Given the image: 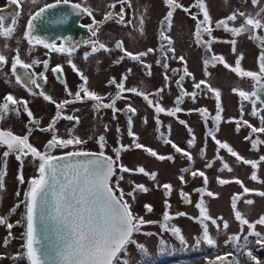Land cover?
Returning a JSON list of instances; mask_svg holds the SVG:
<instances>
[{
  "label": "rangeland",
  "instance_id": "obj_1",
  "mask_svg": "<svg viewBox=\"0 0 264 264\" xmlns=\"http://www.w3.org/2000/svg\"><path fill=\"white\" fill-rule=\"evenodd\" d=\"M186 6H191L188 12L182 9H176L173 16V25L168 31L171 37L174 53H163L160 51L161 43L167 46V41H161L159 32L161 28L160 21L169 10L168 5L163 0H130L131 6L125 2V23L118 29L119 24L114 21L108 27V43L111 51L109 55L115 54L117 50L112 47V41L117 37L122 38L123 46L126 50L138 53L147 51L148 48L155 49L142 58L144 64L151 65V75H148V69L141 66L140 63L132 61L128 58L123 59L120 63H114L110 66L107 73L100 77H92L90 82L91 89L96 93H104L111 89L113 85H108L109 75L113 74L116 79L119 77V71L123 69L124 75H127L125 87H136L138 92H147L150 99L159 100L161 105L166 109L174 108L175 98L180 94L181 89L176 85V80L180 75L184 74V68L187 67L192 76H186L183 81V89L187 92L195 91L197 93L195 100L185 97L179 105L182 111L175 116H169L165 113L158 114L160 123L157 124V114L153 107H149L143 96L135 93L124 92L123 113L117 114L113 118L111 112L96 111L92 103H74L67 106L63 110L67 115L77 112L80 115L81 122L77 127L71 126V121L60 118L55 120L57 109L55 105L48 101L35 104L30 110L33 118L39 121V125L47 126L53 123V128L59 138H69L72 136L79 137L85 141L82 145L90 148H96L95 138L98 135L106 137L105 151L115 160L114 147L120 144L129 145V149L121 152L120 161L131 172H121L117 166L115 175L111 178V186L116 195H120V190L125 193V199L130 203L131 210L139 217H143L146 221L141 226L140 231L133 234L132 239L136 244H129L121 256L126 259L128 264H221L216 261L218 255L231 253L225 264H264V225H255L254 231L250 232L247 225L241 228L239 221L235 219L232 209V196L237 194L240 199L237 201V210H239L249 222H255L261 215H264V197L257 193L264 191V162H259L257 169V180H251L253 169L250 165H243L237 162L234 157L227 152L226 149L217 152V146L208 132L215 127L216 138L221 142H227L240 156L245 159L259 160L264 155V133H251V129L244 125L243 121L247 120L253 127H260L261 117H264V108L261 102L257 100L256 108L258 114L251 115L253 110L252 103L242 105L236 93L231 92L232 87L238 89H248L254 91V81L251 78H240L233 73L230 68H225L222 64L216 62L205 66L203 61L221 52L229 63L235 62L233 59L238 52H243L241 59V67L247 71L259 72V56L258 51H262L257 42L246 34L236 37V50L231 52L229 42L224 40H214L211 44L212 54L209 55L203 44H197L195 39V23L192 15L196 14L197 19L202 20L200 14L195 7L194 0H179ZM226 1V0H225ZM229 5L225 7L223 1L217 6V0H206L208 11L212 19L225 14V10L236 9L244 10L255 14L259 8L264 7V0H259L258 5H253L251 0H227ZM214 2V3H213ZM209 7V8H208ZM141 15L144 18L143 34L138 31V24ZM131 21V23H127ZM237 21H241V17L237 16ZM212 28V34L221 38L228 37V34L221 33L219 29ZM209 39L205 34L204 41ZM210 51V52H211ZM183 56L184 61H180L179 57ZM167 59L168 68L162 67ZM157 60L161 64L156 63ZM233 67V66H231ZM131 68V73L127 69ZM176 69V71H172ZM205 72L208 75H205ZM165 75L169 79L165 80ZM205 80L213 88L220 90V103L222 107L221 121L218 125L213 126L211 117L216 114V97L215 94L206 90L205 86L201 89H194V83ZM157 89H163L159 97L155 95ZM53 98L59 97V101L70 100L67 92L59 93L48 92ZM120 103V102H119ZM131 105L137 109L133 116L132 130L136 134L137 142L151 147L157 151L158 155L173 156L172 160H158L150 156L143 149H136L133 146V138L128 136L127 124V107ZM206 108L208 111L202 116L195 109ZM204 117H208L207 121ZM30 118L26 113L20 112L17 115L9 114L0 121V129L11 130L14 134L25 136L26 132L24 122ZM180 120L185 121V125L179 123ZM146 121V122H145ZM237 122L240 127L237 130ZM107 126V130L106 127ZM191 128V134L188 128ZM119 128V131L117 129ZM45 129V128H44ZM157 129H159L157 131ZM53 132L44 130H34L29 137V143L43 152V147L47 140L51 139ZM163 134V136L161 135ZM164 137L171 139L177 146L190 152L193 159L189 161L187 157L180 153H176L170 144L164 142ZM195 137L194 144L189 147L187 141ZM249 137V139H245ZM252 140H259L256 148L252 147ZM62 149H55L61 151ZM7 151L6 146H0V169L5 171L4 189L0 190V217L7 216L8 222L13 223L11 229L12 237L5 246L4 239L8 235L6 225L0 226V264H27L26 259H14L15 255L22 251L23 244L22 233L24 232L23 223L17 225V221H22L24 207L21 205L15 213L11 208L18 201L24 199V191L28 188L29 179L38 175L37 168L39 160L34 159L30 154L18 161L16 153L10 154L7 158H3V153ZM52 151V150H51ZM217 155L223 157V160H217ZM211 163L212 167L205 165ZM224 163H228L232 171L220 169ZM144 167L149 175L138 173L135 171L137 167ZM185 169L186 171H181ZM193 171H204L208 178L206 191L216 194L215 198L207 196L205 193L197 192L196 189L205 187L203 177H193ZM157 175L155 179L151 178V173ZM23 175L24 183L18 180L19 175ZM123 176V179H118ZM180 176H184V181L180 180ZM217 176L221 179H227L230 182L220 185L217 182ZM235 179L242 181L245 187L253 191L245 194L240 185L235 183ZM168 183L172 186L171 191L165 194L163 184ZM118 184V188H117ZM135 184H143L148 191L137 192L135 199L126 195L132 190ZM187 193V197H182L181 192ZM19 192V196H17ZM251 199L253 204L248 205L245 200ZM203 200V206L208 210V214L217 220V224L213 225L211 221H205L209 227V234L216 240V244L209 246L202 239V225L200 220V210L196 207L198 202ZM165 201L168 208H165ZM145 204L152 206V211L145 209ZM167 210L172 217L167 223V227L161 229L160 224L163 221V213ZM183 213V215H179ZM222 218V219H221ZM227 221L228 227H223ZM178 227L181 235L184 237L181 241L173 234L171 228ZM260 233L256 236L254 233ZM237 236L236 241L229 240V237ZM139 245H143L144 251H141ZM163 249V251H162ZM251 252L255 259L247 255Z\"/></svg>",
  "mask_w": 264,
  "mask_h": 264
},
{
  "label": "snow or ice",
  "instance_id": "obj_2",
  "mask_svg": "<svg viewBox=\"0 0 264 264\" xmlns=\"http://www.w3.org/2000/svg\"><path fill=\"white\" fill-rule=\"evenodd\" d=\"M16 2V0H12ZM63 3L67 4L69 0H62ZM122 4L126 0H120ZM128 6L130 7V0H127ZM253 5H258L259 0H251ZM56 3H61V0H56ZM164 3L168 5L169 10L163 16L160 21L161 28L159 32V38L161 41H167V46L164 43L160 45V51L163 53L172 52L175 49L172 47L171 37L167 34L173 25L174 11L178 8L183 7L177 0H164ZM55 5L46 4L44 7L40 8L33 16L30 17L26 31L24 33V38L28 41L29 45L42 44L44 48L50 49L53 52L64 54L67 53L69 57L75 51V46L66 47L64 44L59 46L55 41L49 43L46 40L41 39L38 36L33 35L35 21L40 18L46 9L53 8ZM74 10H79L80 12L87 13L92 16V11L89 7H82L81 4L72 5ZM114 7V5H113ZM195 7L199 8L200 12L203 14V19H197V15L193 14L192 19L196 21L195 23V39L196 43L203 44L207 51H211L212 39V28H211V18L207 11L206 4L204 0H196ZM185 12L189 11V8L184 7ZM123 7L120 9V17L117 23H125L123 16ZM237 16L243 17L244 22L238 27H230V21H236ZM66 20V17L64 18ZM112 19V13L105 14V20ZM103 21L96 22L93 20V24L96 28H92L90 25L91 35L97 37L99 30V25ZM127 23H131L128 21ZM217 28L223 27L227 32H230L233 37H237L242 33H253L257 29H264V7L259 8L255 14L245 13L243 11H237L229 14L226 18L220 19L215 22ZM144 29V18L141 15L138 31L143 34ZM13 26H8L7 28H0V37L10 38L14 32ZM207 34L209 39L207 41L203 40L204 35ZM251 38L261 44L264 48V35H251ZM91 45V53H96L98 51H111L106 44L100 42L98 39L93 41H86ZM230 43L233 45V51L235 52V45L237 43L236 39L233 38ZM7 47V44H5ZM115 47L123 52L120 60L128 58L132 61L140 63L142 67L148 69V75H151V65L144 64L142 58L147 56L149 53L155 51L153 48H148L147 51H141L138 53H133L128 51L123 46V41H117ZM90 53H85V58H87ZM240 57L236 59L235 67H231L226 63L225 58L222 55H212L209 58H205L203 63L205 66L209 64H215L218 62L222 64L225 68H230V70L235 73L240 78H251L254 81V91L251 93L239 90L238 88H233V92H238V95L242 100H249L250 97H256L259 99V93L264 92V50L261 51L259 56V72L247 71L241 67ZM180 61H184V57H179ZM6 57L0 53V65L6 63ZM119 61H114L118 63ZM40 63L39 61L33 60L32 64ZM158 65L161 64L160 60H157ZM32 64H26L19 58V53L12 58V71L15 74L17 66L23 67L25 69L31 68ZM45 68L48 67L47 60L43 61ZM68 64L76 71L79 75L80 80L83 82L78 85V90L74 94V100H62L60 102L55 101L50 95L40 92L39 95L43 97L45 101L53 103L57 109L56 116L53 118V123L55 120L64 118L69 121L75 120L79 123V118L72 115L62 116L63 109L76 101H92L94 102V109L99 111L100 109H111L113 112V118L115 114L120 109L116 108V101L122 99V94L124 92L135 93L137 95L143 96V99L147 102L149 107H153L155 113L157 114V124L160 123L158 114L165 113L169 116H175L177 113L182 111L179 106L185 97L195 100L197 93L187 92L183 89V81L186 76H192V73L188 71L187 67L184 68V74L180 75L179 79L176 80V85L181 89L180 94L175 98L174 104L176 107L166 109L161 105L159 100L150 99V95L147 92H138L136 87L126 88L125 81L127 75H123L119 82L115 77L107 81L108 85H114L116 92L114 96L109 97L108 103H102L104 97L95 91L89 90L87 87L88 77L80 72L72 60L68 59ZM162 67L167 69L168 63L165 58ZM52 73L60 79L63 75V68L61 65L57 64L51 69ZM132 69H127L128 73H131ZM172 71H176L173 69ZM43 77V73L40 74ZM205 75H208L205 72ZM46 80V77H43ZM165 80L167 81L169 77L165 75ZM20 77H17V82L19 83ZM32 84H37L36 79H31ZM204 85L206 90L215 94L216 97V114L211 117L213 126L218 125L221 121L222 107L220 103L221 93L218 89L213 88L205 80H200L198 83H194V89H201ZM39 87V85H37ZM65 91L69 96L73 93L65 87ZM163 89H157L155 95L160 96ZM253 110L251 115L256 116L258 114V109L256 108L257 100L252 101ZM264 106V104H262ZM20 107L23 111L30 117L33 118V113L28 108L27 101L20 99L17 100L12 94H6L3 97V102H0V119L4 117L5 114L9 112H19ZM202 116L208 111L206 108L195 109ZM137 109L129 105L126 109L128 116V136L133 138V146L136 149H143L150 156L157 158L158 160H172L173 156L158 155L157 151L153 150L151 147H146L145 145L137 142V137L132 130L133 116L136 114ZM207 121L208 117H204ZM33 123H37L35 119H32ZM146 122V121H145ZM53 123H50L44 131L53 132L51 139L47 141L43 152L39 151L31 143H29L28 135L19 136L14 134L11 130L0 129V146H6L7 151L3 153V158H7L10 154L16 153V159L18 161L27 157L29 154L34 158L39 160V165L37 168L38 175L29 179L28 188L24 191V199L18 201L16 205L11 208V212L15 213L18 208L23 205L24 213L22 216V221H17L16 224L19 225L23 223L24 232L22 233L23 244L21 245L22 251L17 253L14 259H26L27 264H128L126 259L122 260L121 256L124 254L127 246L129 244H136V241L132 239L133 234L140 231V228L145 223H152L151 221H146L143 217H139L133 213L131 210L130 203L124 198L125 193L120 190V195H116L113 187L111 186V178L116 174L115 169L118 166L121 172L127 173L131 172L132 169L127 168L122 164H118L121 157V152L129 149V145L120 144L118 147L113 148L115 153V160L112 156L105 154V136L100 135L98 138L100 151L99 153H90L86 151H69L65 152L61 156H55L51 154L53 149H66L69 146L82 145L85 143L79 137L72 136L68 139L59 138L58 134L55 133L53 128ZM181 125H185V121L180 120ZM244 125L251 129V133H264V117H261L260 127H253L247 120L243 121ZM106 130H107V126ZM240 124L237 122V130H239ZM159 129H157L158 131ZM119 131V128L117 129ZM188 132L191 134L192 130L189 127ZM163 136V134H161ZM208 135L212 137L217 146V152L222 149H226L227 152L234 157L237 162H242L243 165H250L253 169L251 173V180H257L256 169L259 162H264V155L259 157V160L245 159L240 156L232 147L229 146L227 142H221L216 138L215 127L208 132ZM249 139V137H245ZM195 137H192L187 141L189 147L194 144ZM164 142L170 144L176 153H180L187 157L189 161L193 159L190 152L177 146L171 139L164 137ZM261 143L259 140H252V147ZM84 157V159H74L69 160L68 158ZM217 160H223V157L217 155ZM206 167H212L211 163L205 165ZM232 171L228 163H224L223 167L220 169L221 172L224 170ZM138 173H143L144 175H149L145 171V168L140 166L135 169ZM181 171H186L182 169ZM5 171L0 169V190L4 189V177ZM156 173H151V178L155 179ZM193 177L199 176L204 178L205 187L196 189L197 192L205 193L209 197L215 198L216 194L211 191H206V186L208 183V178L204 171H193L191 173ZM118 179H123L120 176ZM20 183H24L23 175L18 176ZM180 180L184 181V176H180ZM217 182L220 185L228 184L230 181L227 179H221L217 176ZM235 183L240 185L243 189V193L247 194L252 189L245 187L241 180L235 179ZM117 184V188H118ZM165 189V194L171 191L172 186L168 183L162 185ZM148 189L143 184H135L132 190L127 192L126 195L135 199V194L137 192H147ZM261 197H264V191L257 193ZM182 197H187V193L183 191L180 193ZM19 196V192H17ZM240 196L234 194L232 196L231 204L234 211L235 219L239 221L241 228L247 225L250 232L254 231L255 225H264V215H261L255 222H249L245 216L237 210V201ZM245 203L251 205L254 203L253 200L247 199ZM168 203L165 201V208H168ZM145 209L151 212L152 206L145 204ZM196 207L200 210V216L202 219L200 223L202 225V236L201 239L207 243L209 246L216 244V240L209 234V227L205 221H211L213 225L217 224V220L213 219L209 214L205 206H203V200L196 204ZM179 215H183L180 213ZM172 217L169 212L165 210L163 213V221L161 223V229L167 227V223ZM222 219V218H221ZM6 225L8 230V235L4 239L5 246L8 244L9 239L12 237L11 229L14 227L13 223L8 222V217H0V226ZM223 227L226 229L228 227L227 221L224 222ZM171 231L176 235L181 241L184 237L181 235V230L178 227L171 228ZM51 233L54 239L47 238V234ZM256 236H260V233L255 232ZM239 238L237 236L229 237V240L236 241ZM141 251H144L143 245H139ZM163 251V249H162ZM249 257L255 259L252 253H247ZM231 253H226L225 255H218L216 261L225 264ZM235 264V261L232 262Z\"/></svg>",
  "mask_w": 264,
  "mask_h": 264
},
{
  "label": "flooded vegetation",
  "instance_id": "obj_3",
  "mask_svg": "<svg viewBox=\"0 0 264 264\" xmlns=\"http://www.w3.org/2000/svg\"><path fill=\"white\" fill-rule=\"evenodd\" d=\"M221 1L225 2V7H227L229 3H231L227 0H217V6L221 4ZM177 2L183 6L178 9L183 10L184 7H187L189 9L192 8V5L186 6L185 3L179 0H177ZM194 2H196V0H194ZM204 3L206 4V0H204ZM46 4H52L55 5V7L46 9L43 15L35 21L34 31L32 34L40 37L43 40L48 41L49 43L55 41L58 46L60 44H64L66 47L75 46V51L71 54V57H69L67 53L60 54L53 52L50 49H46L42 44L29 45L28 41L24 38V33L26 31L27 23L30 17L33 16L37 11H39L40 8L44 7V5ZM74 4H81L82 7H89L92 11V16H89L87 13L80 12L79 10H74L72 7V5ZM207 6L208 5L206 4V8ZM122 7L124 9L123 16L125 21V3L122 4L120 0H69L67 4L63 3L62 0L59 4L56 3V0H16L15 3L12 2V0H0V28H7L8 26H13L15 29L10 38L0 37V53H2L6 57L7 61L3 65H0V102H3V97L6 94H12L17 100L23 99L27 101L28 108L30 109L31 107L35 106V104L41 102L40 99L45 101L43 97L39 95L40 92H44L45 94H48V92H66L65 87H67V89H69L73 93L72 96L68 95L67 98H70V100H74V94L78 90V85L83 82L80 80L78 73L74 71L73 68L68 64L69 58L76 65L77 69L80 72H83V74L88 77L87 87L89 88V90L95 91L90 87L92 77L102 76L103 74L107 73L110 66L114 65V61H119L118 64L120 63V61H122L120 60V57L123 55V52L120 49H117L115 45L117 41L123 40L122 38L117 37L115 40L112 41V47L117 50V52L111 55H109V52H105L103 50L98 51L96 53H91V45L85 42L98 39L100 42H103L107 45L108 48H110L108 43V27L109 24L113 21L117 23V20L120 17V9ZM196 11L199 12L201 18L203 19V14L200 12L199 8H197ZM225 11L226 12L224 15L218 17L215 20L212 19V16L208 11L211 18V26L217 28L215 26V22L220 19L226 18L229 14L233 12L243 11L245 13H249L246 11V9L236 11V9L231 8ZM106 13H112V19L105 20ZM65 17L66 20L64 19ZM93 20H95L96 22L103 21V23L99 25L97 37H93L91 35V30L89 28L90 25L92 26V28H96V25L93 24ZM243 22L244 18L241 17V21H230L229 26L238 27ZM117 24H119L118 29L121 28L123 25V23ZM43 29L45 30L43 31ZM217 29H219L221 33L228 34V37L221 38V35L217 36L212 34V38L214 40L217 39L218 41L222 39L224 41L229 42V47L232 48L231 52H234L233 45L230 43V41L233 38L236 39V37H233L230 32L225 31L223 27ZM242 34H246L251 38V35H264V29H257L251 34ZM5 44H7V47H5ZM257 45L260 46L261 50H264V48L261 47V44L259 42H257ZM17 51L19 53V58L24 63L32 64L33 60L39 61L40 63L32 64V67L28 69H25L18 65L15 74H13L12 58L17 54ZM86 52L90 53L87 58H85ZM207 52L209 55L212 54V51ZM260 53L261 51H258V54ZM241 54L242 56L244 55L243 52H238L233 59L236 60L238 57H240ZM215 55H222L224 57L221 52H216ZM45 60H47L48 62L47 68H45L43 64V61ZM235 62L229 63L228 61H226L227 64L233 67H235ZM57 64L61 65L63 68V75L60 79H57V76L54 75L51 71V69ZM41 73H43V77H46V80L41 77ZM124 74L125 73L123 69H121L119 71V77L116 80L119 82V80ZM17 77H20L19 83L17 82ZM113 77H115L113 74L109 75V79ZM31 79H36L37 84H32ZM37 85H39V87ZM233 88L236 87H232L230 89L231 92H233ZM215 89L218 88L215 87ZM244 91L251 93V91L248 89H244ZM115 92L116 89L113 85L111 89L105 91L104 93L98 94L104 97L102 103H108L110 102L109 97L114 96ZM234 93H236L238 100L242 105L252 103L251 101L254 99L253 97H250L249 100L245 101L239 97L238 92ZM258 95V101L261 102V104H264V92H260ZM53 99L57 102H60L59 97H53ZM122 99H118L116 101V108L120 109L121 111H118L115 116H117V114L123 113V102L121 101ZM74 103H92L94 107V102L92 101H76L71 104ZM67 106L64 109H66ZM99 111H110L113 116V112L111 109L102 108ZM20 112L25 113L22 107H20L18 113L9 112L4 116L9 114L17 115ZM68 115L78 117L79 123L81 122L79 113L74 112L69 113ZM62 116H67V114L62 111ZM2 119H0V121H2ZM32 119H26L24 122L26 132L32 133L34 130H43L44 128H46V126L39 125V121L37 119H35L37 123H33ZM79 123H76V121L73 120L71 121V126L77 127ZM30 133H27V135H30ZM99 136L100 135L96 136L95 138L96 148L84 146H69L66 149H62L61 151H55V149H53L51 151V154L59 155L69 151H86L99 153ZM106 142L107 139L105 137V143ZM44 150L45 149H43V151ZM105 154L110 156L109 154H107L106 151Z\"/></svg>",
  "mask_w": 264,
  "mask_h": 264
},
{
  "label": "water",
  "instance_id": "obj_4",
  "mask_svg": "<svg viewBox=\"0 0 264 264\" xmlns=\"http://www.w3.org/2000/svg\"><path fill=\"white\" fill-rule=\"evenodd\" d=\"M45 29H43V31H44ZM203 86V85H202ZM196 91H197V89H196ZM45 149V148H44ZM90 153H96V152H90ZM64 154V153H63ZM63 154H59V155H55V156H61V155H63ZM69 160H74V159H84V157H76V158H68ZM47 238H49V239H54V236H52L51 235V233H48L47 234Z\"/></svg>",
  "mask_w": 264,
  "mask_h": 264
}]
</instances>
